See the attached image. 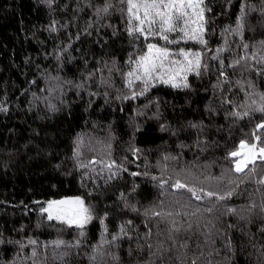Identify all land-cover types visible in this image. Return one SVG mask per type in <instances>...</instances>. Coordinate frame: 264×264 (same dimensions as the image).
I'll list each match as a JSON object with an SVG mask.
<instances>
[{
    "label": "trees",
    "instance_id": "1",
    "mask_svg": "<svg viewBox=\"0 0 264 264\" xmlns=\"http://www.w3.org/2000/svg\"><path fill=\"white\" fill-rule=\"evenodd\" d=\"M205 6L207 45L166 46L207 70L132 98L130 60L164 42L123 0H0V264H264V169L229 156L264 122V0ZM76 197L82 228L42 212Z\"/></svg>",
    "mask_w": 264,
    "mask_h": 264
},
{
    "label": "snow or ice",
    "instance_id": "2",
    "mask_svg": "<svg viewBox=\"0 0 264 264\" xmlns=\"http://www.w3.org/2000/svg\"><path fill=\"white\" fill-rule=\"evenodd\" d=\"M123 2L127 5L129 35L137 34V38L143 37L146 41L155 39L164 42V45L147 43V51L139 55L138 59L130 60V64H134V67L126 74V86L133 90L132 98H135L137 94L134 90L137 82L143 85L140 91L143 95L150 86H154L155 81L176 88L181 86L177 82L179 80L183 81V87H187L189 73L194 72L200 75L201 68L207 70V65L202 64L203 54L201 52H193L184 48L173 52L166 46L189 41L207 45V40L204 38L207 24L205 12L209 9L205 6V0H123ZM110 6L106 4L102 9H98V12L106 13ZM243 47L246 49L248 46L245 44ZM216 58L212 57V59ZM221 75H224L223 71ZM261 99L264 100V96ZM258 111L264 112V106H261ZM260 132H264V122L256 125V131L252 134V142L246 139L241 140L237 149L229 153L233 170L237 174L254 173L257 167L264 169V139L259 134ZM92 163H98V161L93 160ZM81 166L87 167V165ZM106 166L112 168L114 162ZM259 183L264 184V178ZM172 187L178 191L186 190L196 199H200L196 188L189 187L180 180H177ZM206 195L211 197L215 194L208 192ZM228 195L230 196L231 193ZM217 198L225 199L224 196ZM42 212L47 214L49 221L58 220L81 228L92 219L89 208L85 207L83 199L79 197L49 201L47 207L42 208ZM30 243L35 244L36 242L30 241ZM63 243V241H57L56 246L59 247ZM35 255L33 251V256Z\"/></svg>",
    "mask_w": 264,
    "mask_h": 264
},
{
    "label": "rangeland",
    "instance_id": "3",
    "mask_svg": "<svg viewBox=\"0 0 264 264\" xmlns=\"http://www.w3.org/2000/svg\"><path fill=\"white\" fill-rule=\"evenodd\" d=\"M47 207V206H46Z\"/></svg>",
    "mask_w": 264,
    "mask_h": 264
},
{
    "label": "water",
    "instance_id": "4",
    "mask_svg": "<svg viewBox=\"0 0 264 264\" xmlns=\"http://www.w3.org/2000/svg\"><path fill=\"white\" fill-rule=\"evenodd\" d=\"M49 202V201H48Z\"/></svg>",
    "mask_w": 264,
    "mask_h": 264
}]
</instances>
